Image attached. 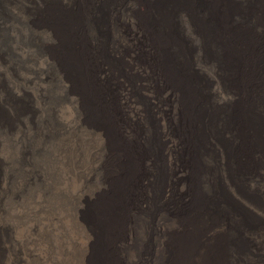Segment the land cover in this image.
<instances>
[{
    "label": "bare ground",
    "instance_id": "6f19581e",
    "mask_svg": "<svg viewBox=\"0 0 264 264\" xmlns=\"http://www.w3.org/2000/svg\"><path fill=\"white\" fill-rule=\"evenodd\" d=\"M0 264H264V0H0Z\"/></svg>",
    "mask_w": 264,
    "mask_h": 264
},
{
    "label": "rangeland",
    "instance_id": "374dc122",
    "mask_svg": "<svg viewBox=\"0 0 264 264\" xmlns=\"http://www.w3.org/2000/svg\"><path fill=\"white\" fill-rule=\"evenodd\" d=\"M125 74H126V76H125ZM125 74L123 76L124 78L122 79V77H120L118 79L119 82H117V83H119L117 86L124 90V91H122L121 94L119 93V97H118L119 98V101H126V105L127 106H133V107L135 106V108H137V107L140 106V104L142 102H145L146 101V96H145L144 92L141 90V88H139V87H141V84H138L139 87L137 85V83H139V81L136 78H135V81H134V79L132 78V76H135V74L133 75L132 71H125ZM132 82L135 83L133 85V86H135V89H131L130 88V84L129 83H132ZM120 84L122 86H120ZM125 84L126 85L128 84V85L126 86ZM116 89H117V87L115 88V90ZM128 89H129V91H128ZM115 90L113 89V92H115ZM126 93H127V95H126ZM127 97L129 98L128 99L129 101H127ZM152 104H153V106L157 107L158 111H157V109L155 110L154 109L155 107H152V106H150L149 107L150 110H146V112H145V110H144V112H141V110L136 111L134 117H129L130 118L129 119L130 120V123L128 124V126L131 129L135 130V131L139 130L140 133L143 134L144 131L146 130L145 121L146 122L147 121L149 122V120H150L152 123H154V126L156 127V130H157V134H154V136L156 138V141H157L158 145L161 148V153H160L161 154V159H159L160 162H161V168H160V170H162L163 172H166L167 174H170L171 169H170V165H169V158H168V156L165 153H166L167 146H172V143H171V141L166 140L165 137H164V135H162V132H161V130H162L161 129L162 128L161 127L162 121H160V120H162V117L163 116L161 117V112L160 111L162 110V108L156 106L155 104H157V103L154 100L152 101ZM126 105L124 104V107ZM125 108L122 107V113L121 114H124L127 117L129 114L126 112ZM142 113H144V116L142 115ZM148 115L150 116L149 119H148ZM172 120L173 119H171V121ZM180 174H181L180 172H177L175 175L176 176H179ZM162 188H165V186H163ZM179 189H180V184L177 186L176 190H179ZM166 195H168V190H166V188H165L164 191H163V193H162L161 199L163 197H165ZM65 227H66V229H68V231H71L70 228H69V226H65ZM59 239H60L59 234L58 233H53V235H52L53 242L56 243Z\"/></svg>",
    "mask_w": 264,
    "mask_h": 264
}]
</instances>
